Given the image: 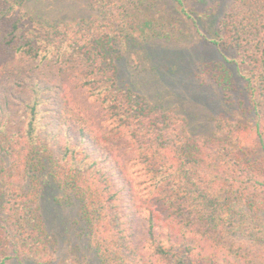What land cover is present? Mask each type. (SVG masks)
<instances>
[{
	"label": "trees",
	"instance_id": "1",
	"mask_svg": "<svg viewBox=\"0 0 264 264\" xmlns=\"http://www.w3.org/2000/svg\"><path fill=\"white\" fill-rule=\"evenodd\" d=\"M47 1L50 22L0 0V264H55L64 236L47 203L77 209L99 264H264V0L212 6L221 59L196 75L247 105L208 135L121 77L146 25L169 31L159 0H85L97 14L75 19ZM166 3L200 29L189 0Z\"/></svg>",
	"mask_w": 264,
	"mask_h": 264
},
{
	"label": "rangeland",
	"instance_id": "2",
	"mask_svg": "<svg viewBox=\"0 0 264 264\" xmlns=\"http://www.w3.org/2000/svg\"><path fill=\"white\" fill-rule=\"evenodd\" d=\"M59 1L65 4V15L68 18L91 17L97 14L85 0ZM159 1L160 8L172 12L167 21L170 25L169 31L158 29L150 33L146 25V35L140 37L139 43L128 55L122 56L118 63L121 77L124 83L135 86H140L138 80L143 81L146 85L143 89H147L150 100L156 99V102L164 100L167 102L166 105L170 104V107L176 108L180 114L187 117L192 134H211L212 123L217 115L228 112L229 107L237 108L240 100L244 101V106L247 105V99L240 93V89L234 90L231 100L226 103L221 90L212 80L203 81L196 75L199 63L221 59L220 53L210 42L211 23L216 16L212 6L217 4V12L220 14L221 9L223 10L230 0H189L188 7L195 16H201L200 29L190 18L180 15L172 5L168 6L166 0ZM53 3L47 0H28L24 9L37 17L43 14V18L50 22V19L58 16L53 11ZM162 90L165 95L162 98L159 95L158 98L155 97V92ZM232 102L233 104L229 105ZM48 190L53 197L51 190L49 188ZM45 213L49 218L54 214L58 215V229L60 228L64 236H61L62 241L55 254L57 258L55 264H64L70 253L88 256L91 264H99L89 249L85 248L86 241L77 224V209L74 206L56 208L53 204L47 203Z\"/></svg>",
	"mask_w": 264,
	"mask_h": 264
}]
</instances>
